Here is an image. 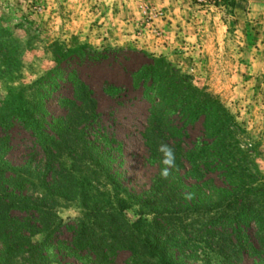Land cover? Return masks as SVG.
I'll list each match as a JSON object with an SVG mask.
<instances>
[{"label": "trees", "instance_id": "1", "mask_svg": "<svg viewBox=\"0 0 264 264\" xmlns=\"http://www.w3.org/2000/svg\"><path fill=\"white\" fill-rule=\"evenodd\" d=\"M221 1L234 6L237 0ZM120 51L59 49L55 68L34 83V101L0 109V264H117L120 254H127L122 264H264V183L255 149L243 147L238 124L221 103L164 58L143 54L148 62L131 74V90L149 104L141 139L155 174L141 192L125 185L121 144L100 125L93 92L74 71L60 69ZM63 73L71 98L57 101L64 115L49 118L46 103ZM105 93L119 98L125 90ZM15 127L32 139L23 166L6 160ZM161 142L175 151L168 179L159 174ZM87 165L95 169L89 175ZM90 178L103 179L109 191L90 197ZM78 199L84 214L61 221L56 202ZM132 208L133 223L124 216Z\"/></svg>", "mask_w": 264, "mask_h": 264}, {"label": "rangeland", "instance_id": "2", "mask_svg": "<svg viewBox=\"0 0 264 264\" xmlns=\"http://www.w3.org/2000/svg\"><path fill=\"white\" fill-rule=\"evenodd\" d=\"M81 46L100 53L121 50L100 63L76 66L73 61L60 69L74 71L93 92L100 125L121 144L120 171L127 187L146 190L155 174L141 139L149 104L130 84L131 74L148 62L143 54L164 58L221 103L238 124L243 147L255 149L253 162L264 183V0H237L234 6L221 0H0V109L34 101V83L55 68L56 51ZM61 78L46 103L49 118L64 115L57 101L71 98L64 73ZM110 87L125 93L111 98L105 93ZM198 132L199 126L192 136ZM9 135L6 160L23 166L32 139L17 127ZM83 169L86 175L95 170ZM90 179V197L109 191L103 179ZM73 209H82L75 219L84 214L79 199L56 202L63 222ZM124 216L135 222L136 208ZM126 258L120 254L117 264Z\"/></svg>", "mask_w": 264, "mask_h": 264}, {"label": "clouds", "instance_id": "3", "mask_svg": "<svg viewBox=\"0 0 264 264\" xmlns=\"http://www.w3.org/2000/svg\"><path fill=\"white\" fill-rule=\"evenodd\" d=\"M157 151L162 154L161 164L163 167L160 170V177L162 179H168L169 176L172 174V170L176 168L175 163V151L172 147H170L167 143L161 142L158 145ZM187 199L193 198L192 193L186 194ZM74 214L71 217L62 216L64 222H69L70 219H75L77 216L80 215L82 209H73Z\"/></svg>", "mask_w": 264, "mask_h": 264}]
</instances>
